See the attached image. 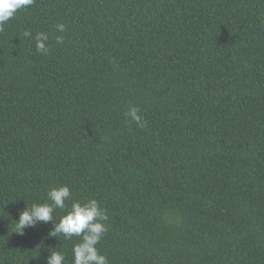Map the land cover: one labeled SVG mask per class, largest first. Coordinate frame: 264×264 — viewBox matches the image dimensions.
Segmentation results:
<instances>
[{"label":"trees","instance_id":"1","mask_svg":"<svg viewBox=\"0 0 264 264\" xmlns=\"http://www.w3.org/2000/svg\"><path fill=\"white\" fill-rule=\"evenodd\" d=\"M63 185L106 209L108 264H264V0L18 10L0 28V264H73L80 238L51 221L15 232Z\"/></svg>","mask_w":264,"mask_h":264},{"label":"clouds","instance_id":"2","mask_svg":"<svg viewBox=\"0 0 264 264\" xmlns=\"http://www.w3.org/2000/svg\"><path fill=\"white\" fill-rule=\"evenodd\" d=\"M34 0H0V28H2L18 10L27 8ZM59 32L65 31L64 24H58ZM25 37H31L32 33L26 31ZM36 50L44 55L48 54L46 42L47 34L40 32L35 35ZM56 42L62 44L63 36H57ZM140 109L130 104L124 113L125 119L131 120L137 126H145L144 118L139 114ZM47 200L51 203H33L19 212L16 221V233L24 234L26 228H35L38 224L53 223L51 237L63 235L65 239L73 236L79 237L80 242L73 244V264H108L107 258L101 255L96 245L107 232L108 226L104 223L108 220L106 209L100 207L99 201L90 199L83 203L72 199V193L67 185L52 187L47 192ZM66 201H71L70 208H66ZM56 209L66 210V214L60 217L59 223L53 222V212ZM50 255L45 257L46 264H63L65 256L56 249L49 248Z\"/></svg>","mask_w":264,"mask_h":264}]
</instances>
